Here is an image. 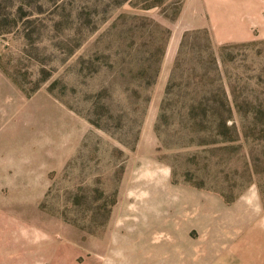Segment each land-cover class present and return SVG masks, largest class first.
Returning <instances> with one entry per match:
<instances>
[{"label": "rangeland", "instance_id": "374dc122", "mask_svg": "<svg viewBox=\"0 0 264 264\" xmlns=\"http://www.w3.org/2000/svg\"><path fill=\"white\" fill-rule=\"evenodd\" d=\"M0 264H264V0H0Z\"/></svg>", "mask_w": 264, "mask_h": 264}]
</instances>
